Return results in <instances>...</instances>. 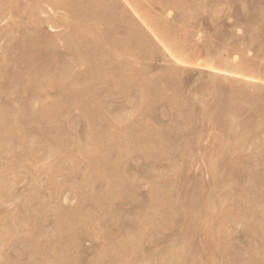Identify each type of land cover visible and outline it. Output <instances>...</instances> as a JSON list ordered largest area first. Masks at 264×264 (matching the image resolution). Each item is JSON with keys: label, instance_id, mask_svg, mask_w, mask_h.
<instances>
[{"label": "rangeland", "instance_id": "obj_1", "mask_svg": "<svg viewBox=\"0 0 264 264\" xmlns=\"http://www.w3.org/2000/svg\"><path fill=\"white\" fill-rule=\"evenodd\" d=\"M50 1L0 0V264H264V0Z\"/></svg>", "mask_w": 264, "mask_h": 264}, {"label": "bare ground", "instance_id": "obj_2", "mask_svg": "<svg viewBox=\"0 0 264 264\" xmlns=\"http://www.w3.org/2000/svg\"><path fill=\"white\" fill-rule=\"evenodd\" d=\"M62 1L65 2L66 0H62ZM52 2H54V3H52ZM165 2H166V1H165ZM186 2H187V1H186ZM30 3H31V2H30ZM51 3H52V4H51ZM61 3H62V4H61ZM166 3H167V2H166ZM173 3H174V2H173ZM190 3H191V2H190ZM57 4H58V2L56 3V1H53V0L50 1V5H51V6L53 5V7H55V6H56V7H60V4H61V6H62V5H63V2H60V0H59V4H58V5H57ZM97 4H98V3H97ZM97 4H96V5H97ZM16 5H17V3H16ZM66 5H67V3H66ZM66 5H65V6H66ZM166 5H167V4H166ZM53 7H52V9H53ZM98 7H99V6H98ZM63 8H64V7H63ZM133 8H134V7H133ZM234 8H235V7H234ZM96 9H97V8H96ZM61 10H63V9H61ZM66 10H67V9H66ZM215 10H216V9H215ZM10 11H11V10H10ZM56 11H57V10H56ZM9 13H10V12H9ZM11 13H12V11H11ZM125 13H127V12H125ZM7 15H8V14H7ZM46 15H48V14H46ZM136 15H137V14H136ZM248 15H249V14H248ZM202 16H203V15H202ZM254 16H255V15H254ZM247 18H248V17H247ZM141 19H142V18H141ZM144 21H145V20H144ZM134 22H135V21H134ZM132 23H133V22H132ZM47 25H48V24H46V26H47ZM54 26H55V25H54ZM54 26L51 25V27H53V28H54ZM56 27H57V26H56ZM59 27H60V26H58V28H59ZM124 27H125V26H124ZM133 27H134V26H133ZM136 27H138V26H136ZM134 28H135V27H134ZM54 29H56V28H54ZM126 29H127V28H126ZM127 32H128V31H127ZM127 32H126V33H127ZM128 33H129V32H128ZM121 34H122V33H121ZM247 40H248V39H247ZM143 41H144V40H143ZM131 44H132V43H131ZM134 51H135V48H134ZM134 51H133V52H134ZM114 55H115V54H114ZM115 56H117V55H115ZM214 56H215V55H214ZM103 57H104V56H103ZM103 57H102V58H103ZM114 60H115V59H114ZM214 60H216V59H214ZM121 64H122V63H121ZM15 65H16V64H15ZM103 66H104V65H103ZM117 66H118V65H117ZM246 66H247V65H246ZM211 67H212V66H211ZM217 68H218V67H217ZM212 69H213V70H218V69H215V68H212ZM219 69H220V68H219ZM248 69H249V68H248ZM229 70H230V69H229ZM243 70H244V69H243ZM243 70H239V69H238L237 74H238V75H242V76H243V75H246V74L244 73L245 70H244V72H243ZM231 72H232V71H231ZM217 76H218V75H217ZM137 78H138V77H137ZM139 78H140V77H139ZM183 79H184V78H183ZM214 79H215V78H214ZM27 83H28V82H27ZM172 84H173V83H172ZM121 85H122V84H121ZM113 86H114V85H113ZM146 86H147V85H146ZM228 87H229V86H228ZM250 87H251V86H250ZM148 98H149V97H148ZM232 108H233V107H232ZM58 109H59V107H58ZM253 110H254V109H253ZM61 111H62V110H61ZM253 114H254V113H253ZM47 120H48V119H47ZM50 122H51V121H50ZM82 124H83V123H82ZM97 127H98V126H97ZM41 137H42V136H41ZM23 146H24V145H23ZM230 147H231V146H230ZM232 149H233V148H232ZM172 150H173V149H172ZM74 152H75V151H74ZM168 152H169V151H168ZM71 154H72V153H71ZM110 160H111V159H110ZM0 161H1V160H0ZM215 161H216V160H215ZM109 167H110V166H109ZM215 170H216V169H215ZM261 171H262V170H261ZM258 173H259V172H258ZM263 173H264V172H263ZM240 174H241V173H240ZM263 175H264V174H263ZM234 176H235V175H234ZM252 176H254V175H252ZM255 176H256V174H255ZM258 176H259V175H258ZM84 177H85V176H84ZM262 177H264V176H262ZM234 178H235V177H234ZM242 178H243V177H242ZM258 178H259V177H258ZM256 179H257V178H256ZM259 179H260V178H259ZM259 179H257V180H259ZM239 182H240V181H239ZM245 193H246V192H245ZM245 193H244V194H245ZM237 195H238V194H237ZM239 195H240V194H239ZM239 195H238V196H239ZM228 197H229V196H228ZM240 198H241V197H240ZM244 199H245V198H244ZM248 199H249V198H248ZM210 206H211V205H210ZM109 209H110V208H109ZM208 209H209V208H208ZM162 214H163V213H162ZM19 215H21V214H19ZM167 217H168V216H167ZM172 222H173V221H172ZM101 224H102V223H101ZM93 227H94V226H93ZM9 228H10V227H9ZM133 228H134V227H133ZM62 234H63V233H62ZM9 235H10V234H9ZM130 243H131V242H130ZM39 244H40V243H39ZM43 246H44V245H43ZM44 247H45V246H44ZM135 247H136V246H135ZM52 248H53V247H52ZM123 248H124V247H123ZM136 249H137V248H136ZM61 250H62V249H61ZM46 251H48V250H46ZM62 251H63V250H62ZM219 254H220V253H219ZM61 255H62V254H61ZM124 255H125V254H124ZM132 255H133V254H132ZM4 258H5V257H4ZM167 258H168V257H167ZM67 259H68V258H67ZM47 260H48V259H47ZM133 260H134V259H133ZM164 260H165V259H164ZM39 261H40V260H39ZM169 261H170V260H169ZM169 261H168V262H169ZM9 262H10V261H9ZM9 262H8V263H9ZM61 262H63V261H61ZM120 262H121V261H120ZM120 262L118 261V263H120ZM171 262H172V261H171ZM171 262H170V263H171ZM175 262H176V261H175ZM124 263H125V262H124ZM177 263H178V261H177ZM171 264H172V263H171Z\"/></svg>", "mask_w": 264, "mask_h": 264}]
</instances>
